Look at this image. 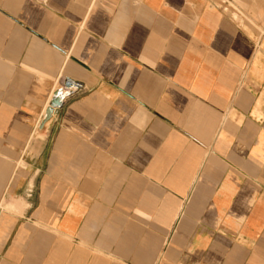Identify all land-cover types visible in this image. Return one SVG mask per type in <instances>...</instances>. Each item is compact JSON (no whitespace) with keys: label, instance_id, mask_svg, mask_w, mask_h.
<instances>
[{"label":"crops","instance_id":"0c3cea01","mask_svg":"<svg viewBox=\"0 0 264 264\" xmlns=\"http://www.w3.org/2000/svg\"><path fill=\"white\" fill-rule=\"evenodd\" d=\"M0 264H264V0H0Z\"/></svg>","mask_w":264,"mask_h":264},{"label":"water","instance_id":"95a60500","mask_svg":"<svg viewBox=\"0 0 264 264\" xmlns=\"http://www.w3.org/2000/svg\"><path fill=\"white\" fill-rule=\"evenodd\" d=\"M55 106H56V102L55 101H52L51 104H50V107L51 108H54ZM47 115H48V113H47ZM47 115H46V117H47Z\"/></svg>","mask_w":264,"mask_h":264}]
</instances>
